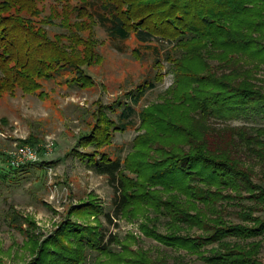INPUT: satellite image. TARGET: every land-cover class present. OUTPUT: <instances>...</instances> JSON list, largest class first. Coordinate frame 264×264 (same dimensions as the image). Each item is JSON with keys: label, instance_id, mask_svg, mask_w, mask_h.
<instances>
[{"label": "rangeland", "instance_id": "1", "mask_svg": "<svg viewBox=\"0 0 264 264\" xmlns=\"http://www.w3.org/2000/svg\"><path fill=\"white\" fill-rule=\"evenodd\" d=\"M76 3L72 0L70 6L65 7L56 0H34L31 10H16L32 26L43 29L46 36L59 39L71 56L82 57V49L87 44L94 58L82 64V72L88 79L85 85L64 82L69 77L65 70L40 82L38 90L44 92L41 95L19 86L0 89V167L4 168L3 175L0 173V264H30L43 240L68 219L88 226L99 225L106 238L114 234L111 252L130 260H135L136 252H141L153 264H206L196 254L166 247L145 236L141 225L151 226L149 219H155V212L141 202L126 205L112 223L105 220L103 213L76 215L77 207L90 208L91 204L99 206L101 212L113 213V188L105 176L90 170L80 155L83 157L94 150L112 157L120 155L125 163L122 169L125 178L145 185V178L132 173L129 163L143 165L171 154H190V146L181 135L187 136L191 131L197 140H204L208 155L215 160L229 161L246 176L250 188L243 190H261L264 189V110L251 107L245 112H224L220 118L200 116L189 103L179 100L186 91L190 94V88L176 82L173 61L164 58L155 61L151 49L138 43L133 35L125 41L110 40L93 17L73 10ZM261 6H251V14L247 16L253 22L263 23L261 29L254 26L255 29L249 27L243 32L264 44V7ZM199 48L207 59L205 70L194 53L189 57L181 55V63L203 75H213L215 85L210 91H215V86L222 81L230 88L248 86L249 90L264 96V63L259 58L223 49L209 55L203 44ZM174 51L181 52L178 48ZM151 81L154 86L133 105L132 125L119 130L115 125L122 108L119 104H129V96L138 85ZM157 118L172 131L158 133L151 124ZM106 119H109V138L98 145L78 143L82 133L94 123L101 128L106 125ZM27 139H35L36 144L22 142ZM24 147L31 148L36 159L27 161L29 163L23 167L19 164L17 170L11 169L9 165L17 167L10 161L13 154L21 155ZM142 173L148 172L143 169ZM146 187L151 191L161 190ZM248 193L241 192L245 197ZM160 195L174 200V204L184 210H202V205L193 207L190 198L176 191L163 190ZM238 202L253 205L246 199ZM252 215L264 216V213L255 211ZM230 217L237 221L234 215ZM164 222L165 219H160L158 223L161 232L169 231ZM201 232L187 224L180 233ZM261 240L257 257L260 264H264V236ZM87 254L86 264H122L108 253L88 251Z\"/></svg>", "mask_w": 264, "mask_h": 264}, {"label": "trees", "instance_id": "2", "mask_svg": "<svg viewBox=\"0 0 264 264\" xmlns=\"http://www.w3.org/2000/svg\"><path fill=\"white\" fill-rule=\"evenodd\" d=\"M71 1L56 0L63 2L65 7L70 6ZM76 1L73 10L93 17L110 40L125 41L133 35L138 43L151 49L155 61L160 58L173 61L176 82L179 86L182 84L190 88V94L186 91L179 100L189 103L200 116L220 118L224 112H245L251 107L258 111L264 110V96L249 90L248 86L230 88L220 81L222 84L215 86V91H210L209 88L215 85L213 75H203L188 64L181 63V55L189 57L194 53L193 56L205 70L207 59L201 53V44L209 55L223 49L259 58L264 63V44L243 32L249 27L255 29L254 26L261 29L263 23L253 22L247 16L251 14V6L264 7V0ZM33 3L34 0H0V89L11 90L19 86L24 91L41 95L44 92L38 90L41 89L40 82L65 70L69 72V77L64 82L85 85L88 79L82 72V64L94 54L89 45L86 44L82 49V57L71 56L59 39L49 38L43 29L35 28L20 12L16 13V10L25 8L26 11L31 10ZM175 48L181 52H175ZM178 53L179 56H176ZM153 86L152 81L138 85L129 96L130 103L119 104L122 108L115 124L119 130L132 125L135 115L133 105ZM106 120V125L103 124L101 128L94 123L79 136L78 143L83 146L98 145L109 138V119ZM151 124L159 130L158 133L172 131L160 118L154 119ZM186 135L189 138L184 134L181 136L190 146V154H171L143 165L140 162L126 164L132 173L145 178V185L125 178L122 172L125 163L120 155L112 157L100 150L83 157L80 155L86 166L96 174L105 176L113 188V213L101 212L99 206L91 204L90 208L77 207L75 214L97 216L103 213L105 220L112 223L115 217L122 214L126 205L133 201L141 202L155 212V219H149L151 226L145 223L141 229L145 236L158 243L196 254L206 264H260L257 255L264 236V216H253L252 212L264 213V189L243 190L244 187L250 188L245 175L229 161L215 160L208 155L204 140H197L191 131ZM22 142L36 144L35 139ZM28 163L24 162L19 167ZM9 167L18 169V166ZM2 169L0 167V173ZM143 169L148 173L143 174ZM146 185L160 187L161 190L151 191ZM163 190L187 196L195 202L190 205H202V210L192 212L178 207L174 200L162 198L160 191ZM242 191L249 193L245 197ZM241 199L250 200L253 205L244 206L238 202ZM231 215L237 221L232 220ZM12 219L15 220L14 216ZM160 219H165L164 224L169 231H159ZM185 224L200 229L201 234L180 233ZM114 240V234L110 233L106 238V233L99 225L88 226L68 219L59 230L43 240L30 264H86L88 251L111 254L122 264H153L141 252H136L135 260L112 253L110 245Z\"/></svg>", "mask_w": 264, "mask_h": 264}, {"label": "built area", "instance_id": "3", "mask_svg": "<svg viewBox=\"0 0 264 264\" xmlns=\"http://www.w3.org/2000/svg\"><path fill=\"white\" fill-rule=\"evenodd\" d=\"M22 154L21 155L16 154L15 156L13 154L12 159L10 160L11 164L14 165V166H18L19 164H22L25 161L26 162L29 161V160L33 161V160L36 159V158H33V157H35L34 153L32 152L31 148H29V147H24V149L22 150Z\"/></svg>", "mask_w": 264, "mask_h": 264}]
</instances>
